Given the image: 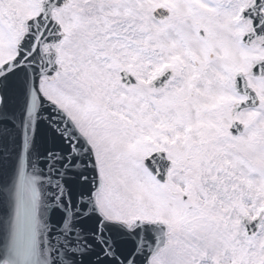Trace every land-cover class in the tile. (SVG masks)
I'll return each mask as SVG.
<instances>
[{"label":"snow or ice","instance_id":"snow-or-ice-1","mask_svg":"<svg viewBox=\"0 0 264 264\" xmlns=\"http://www.w3.org/2000/svg\"><path fill=\"white\" fill-rule=\"evenodd\" d=\"M0 244L264 264V0H0Z\"/></svg>","mask_w":264,"mask_h":264},{"label":"water","instance_id":"water-1","mask_svg":"<svg viewBox=\"0 0 264 264\" xmlns=\"http://www.w3.org/2000/svg\"><path fill=\"white\" fill-rule=\"evenodd\" d=\"M0 251H3V246L0 244Z\"/></svg>","mask_w":264,"mask_h":264}]
</instances>
